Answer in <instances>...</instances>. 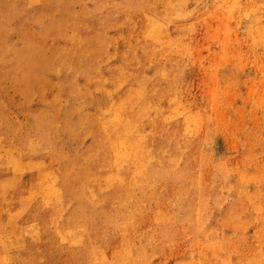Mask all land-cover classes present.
Instances as JSON below:
<instances>
[{
  "label": "rangeland",
  "instance_id": "374dc122",
  "mask_svg": "<svg viewBox=\"0 0 264 264\" xmlns=\"http://www.w3.org/2000/svg\"><path fill=\"white\" fill-rule=\"evenodd\" d=\"M0 264H264V0H0Z\"/></svg>",
  "mask_w": 264,
  "mask_h": 264
}]
</instances>
